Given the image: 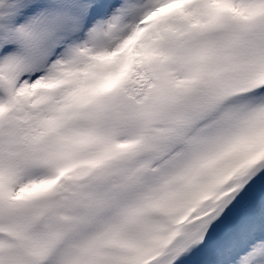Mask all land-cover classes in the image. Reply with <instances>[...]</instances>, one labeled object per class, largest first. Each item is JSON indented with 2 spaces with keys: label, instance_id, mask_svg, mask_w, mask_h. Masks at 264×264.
Segmentation results:
<instances>
[{
  "label": "snow or ice",
  "instance_id": "snow-or-ice-1",
  "mask_svg": "<svg viewBox=\"0 0 264 264\" xmlns=\"http://www.w3.org/2000/svg\"><path fill=\"white\" fill-rule=\"evenodd\" d=\"M0 264H264V0H0Z\"/></svg>",
  "mask_w": 264,
  "mask_h": 264
}]
</instances>
